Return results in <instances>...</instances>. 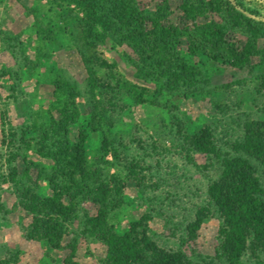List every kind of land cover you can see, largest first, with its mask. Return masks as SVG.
Segmentation results:
<instances>
[{"label": "rangeland", "instance_id": "obj_1", "mask_svg": "<svg viewBox=\"0 0 264 264\" xmlns=\"http://www.w3.org/2000/svg\"><path fill=\"white\" fill-rule=\"evenodd\" d=\"M182 2L108 0L92 23L79 0H0V264H104L108 243L145 216L160 248L192 264H224L216 258L221 221L214 209L194 241L186 234L208 206L219 162L187 149L178 127L187 136L209 128L217 154L233 157L242 123L264 121V0H184L185 10ZM138 23L170 36L174 54L194 71L193 92L174 77H158L117 44L115 35ZM254 29L259 54L240 58L236 68L205 47L217 40L240 50ZM69 100L78 111L69 146L84 136L92 188L118 179L122 206L93 231L87 221L97 208L77 198L58 220L62 237L53 250L32 235L47 217L25 212L21 195L58 197L50 185L51 141L48 150L40 142L55 136L52 123ZM253 166L264 191L262 170ZM62 203L69 207L66 197ZM241 263L264 264V257L247 253Z\"/></svg>", "mask_w": 264, "mask_h": 264}, {"label": "trees", "instance_id": "obj_2", "mask_svg": "<svg viewBox=\"0 0 264 264\" xmlns=\"http://www.w3.org/2000/svg\"><path fill=\"white\" fill-rule=\"evenodd\" d=\"M106 1L79 0L78 4L93 23ZM182 6L185 10L187 3L184 0ZM250 33L251 37L247 38L240 50L217 40L204 44L212 54H218L213 55L216 61L222 60L226 65L236 68L240 58L259 54L255 48L259 32L254 29ZM115 40L120 46L125 45L130 49L138 57L139 63L158 77H174L186 94L195 90L194 71L174 54L168 34L155 28L143 29L138 23L119 31ZM260 90L264 91V82ZM77 117L78 111L74 104L67 101L59 112V121L52 123L55 136L50 139L45 134L40 142L41 148L47 149L45 145L51 141L50 149L47 150L48 157L55 163V175L50 185L58 197L41 199L29 191L21 195V207L25 212L47 217L49 222L43 228L32 227V235L53 250L60 249L62 234L58 220L68 215L77 198L97 208L96 217L87 221V227L93 231L102 230L109 214L122 206L123 187L118 179L111 177L108 183H103L105 185L98 183L100 191L92 188L83 153L84 136H79L76 147L69 146L68 127ZM241 130V142L232 146L235 156L230 157L217 154L209 128L187 136L178 127V134L187 149L199 155L212 156L219 162L218 178L207 190L208 206L195 213L193 222L186 228V234L189 241H194L202 223L211 215V208L214 209L221 221L216 258L224 264H242L241 259L247 253L251 257H264V191L253 166L258 165L264 176V121L246 120ZM60 181L62 187L55 183ZM63 197L68 199L69 207L63 205ZM148 222L147 216L142 217L130 224L124 235L111 240L107 245L104 264H192L181 253L166 251L153 242L147 232Z\"/></svg>", "mask_w": 264, "mask_h": 264}]
</instances>
